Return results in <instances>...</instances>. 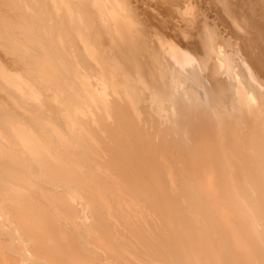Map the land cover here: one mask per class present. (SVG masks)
<instances>
[{"label": "bare ground", "instance_id": "bare-ground-1", "mask_svg": "<svg viewBox=\"0 0 264 264\" xmlns=\"http://www.w3.org/2000/svg\"><path fill=\"white\" fill-rule=\"evenodd\" d=\"M203 1L246 59L201 0H152L173 40L129 0H0V264H264V16Z\"/></svg>", "mask_w": 264, "mask_h": 264}, {"label": "rangeland", "instance_id": "rangeland-1", "mask_svg": "<svg viewBox=\"0 0 264 264\" xmlns=\"http://www.w3.org/2000/svg\"><path fill=\"white\" fill-rule=\"evenodd\" d=\"M130 1V5L131 6H133V8H135L136 10H137V14L139 15V18H148L147 20H148V22H146L145 24H147L146 26H147V28H146V30H148V31H151L150 29H151V27L153 28V24L155 23L156 24V19H160V20H162V21H164V22H166V24L165 25H163V26H168V25H170V26H168L169 27V30H170V33L169 32H164V30H162L163 28V26L161 25V27H160V25H157L158 27H160L161 29V31L163 32H161L160 30H158V31H160L159 33L162 35V36H168L169 38H172V40L174 39L173 37H174V35H171L172 33L174 34V29H173V27L175 26V25H173L172 24V22H170L171 20H169V21H167V18L168 19H170L171 18V16H172V13H171V10H164V8H160V7H157L156 5H154L155 3H151L152 2V0H129ZM237 4H239V2L241 3V4H239V5H241V7H239V5H237V7H238V10L235 12L236 13V15L237 14H239L240 15V13H239V9L240 8H243L244 7V10H245V12L244 13H246V14H248L249 16L250 15H252V17L254 16V17H256L257 19L259 18H262L263 16H264V0H234ZM150 2V3H149ZM192 2H196V0H192ZM262 4H261V3ZM138 4V6H137V4ZM142 5H141V4ZM157 3V2H156ZM199 3V2H198ZM196 4V5H199V4ZM201 11H200V8L197 10L195 7L193 8V10H190V12L192 13V12H197L198 13V15L199 14H205L204 15V18H205V16L207 15V22L206 23H208L206 26H207V28L209 27L210 29H207L206 31H205V34L208 32V34H206L207 36L205 37V40L208 42V39H207V37L211 34H213V38L216 36V38H214V39H212V46L215 48L216 47V49L217 48H219L220 47V49L219 50H222L223 51V49H224V52H227V51H229V53L232 51H230V49H232L231 47L232 46H235V44L236 45H238L237 47L239 48V47H242V49L240 50V49H236V50H239V52H241V55H242V53H243V55H242V57H245V59L247 58L246 56V54H247V52L245 51V47H244V40L243 39H241L242 37L243 38H246V36H247V33H248V35H249V33H250V35L249 36H247V38L248 37H250V38H248L250 41H252L253 40V38L251 37L252 35H253V37H254V34H252L251 32H249V30H248V27H246V23L245 22H243V21H241V20H239V22H238V20L236 21V18H232V17H229L226 13H225V11H222L221 10V8H219L218 7V9L216 8V10H218L219 11V15L217 16V14L218 13H216L214 10H213V8L211 7V4H206L207 2H204L203 0H201ZM145 4V5H144ZM258 4H259V6H258ZM152 7V8H151ZM150 8V9H149ZM155 8V9H154ZM162 9V10H161ZM192 9V8H191ZM195 9H196V11H195ZM259 10H260V13H259ZM202 11H204V12H202ZM222 11V12H221ZM152 12H154V13H152ZM190 12H188V13H190ZM200 12V13H199ZM158 14V15H157ZM187 14V13H186ZM202 14H201V16H202ZM243 14V13H242ZM262 15V16H261ZM165 16V17H164ZM187 16H188V14H187ZM164 17V18H163ZM203 17V16H202ZM166 18V19H165ZM215 18V19H214ZM187 19H189L190 21H192L193 19H190V18H187ZM188 20V21H189ZM213 20V21H212ZM261 20H263V19H261ZM190 21H189V23H190ZM194 21V20H193ZM192 21V22H193ZM195 22V21H194ZM194 22L192 23V25L194 24ZM151 23V24H150ZM169 23H171V24H169ZM212 25H211V24ZM215 23V24H214ZM148 24H150L151 26H148ZM154 24V25H155ZM160 24V23H159ZM175 24V23H174ZM228 24V25H227ZM231 24V25H230ZM230 25V26H229ZM188 26H190L191 28H190V30L192 29V26H191V23L188 25ZM194 26V25H193ZM228 26V27H227ZM237 26V27H236ZM156 27V26H155ZM231 27V28H230ZM241 27H243V28H241ZM148 28H150V29H148ZM165 28V27H164ZM183 28V27H182ZM236 28V29H235ZM155 29V28H154ZM167 29V28H166ZM185 29V28H184ZM155 31V30H154ZM216 31V32H215ZM228 32V33H227ZM231 32V34H229ZM234 32V33H233ZM240 32H243V33H241V34H239ZM165 33V34H164ZM170 35H169V34ZM225 33V34H224ZM227 33V34H226ZM154 34H156V32H154ZM164 34V35H163ZM167 34V35H166ZM228 34H229V36H228ZM242 35V34H244L243 36H239V35ZM246 34V35H245ZM215 35V36H214ZM221 35V36H220ZM223 35V36H222ZM231 35V36H230ZM164 36V37H165ZM171 36V37H170ZM173 36V37H172ZM199 36H201V35H199ZM199 36H196V37H198V40L199 41H197L198 43L202 40L203 41V36L202 37H200V39H199ZM234 38V41H233V38ZM246 38V39H247ZM252 38V39H251ZM177 39V38H176ZM182 39L183 38H181L180 40H181V47H182V49L185 47H187L186 45H188L187 43L188 42H186V41H184V42H182ZM218 39V40H217ZM154 40V41H153ZM186 40V39H185ZM214 40H217V42H220V40H221V43L222 42H224L223 44H220L219 43V45L218 44H215L216 43V41H214ZM241 40H242V42H241ZM152 41L153 42H157V43H159L160 42V40H159V38L158 37H152ZM187 41H188V39H187ZM228 41V42H227ZM255 41V43H259V42H257L256 40H254ZM253 41V42H254ZM210 42V43H209ZM207 44H211V41H209ZM234 42V43H233ZM238 42V43H237ZM161 43V42H160ZM184 43V44H183ZM233 43V44H232ZM240 43V44H239ZM213 44H215V46L213 45ZM161 45V47L164 49V51H166V52H169V50L168 49H166L165 47V44L164 43H162V44H160ZM217 45V46H216ZM222 47H224V48H221V46ZM224 45V46H223ZM178 46V45H177ZM179 46V47H180ZM194 44L193 45H189L188 47H187V53H191V58H194L195 60H197L198 61V63H199V61L202 59V57H200V54L198 55V52L196 53L195 51H197L194 47ZM236 47V46H235ZM193 48H194V50H193ZM185 51H186V49H184ZM226 50V51H225ZM218 51V50H217ZM165 52V53H166ZM193 52V53H192ZM164 53V54H165ZM235 53H233V52H231V57H232V55H233V57H235V55H234ZM240 54V53H239ZM246 56H245V55ZM198 55V56H197ZM164 56H165V58H164ZM170 56H172V55H169V53L167 54V56L166 55H163V58L165 59V61L167 60V62L169 63V61H170V59H171V61H170V63H173L172 61H173V58H171ZM168 57H169V59H168ZM211 57H213V55L211 56ZM226 57H230L229 55H226ZM172 65V66H171ZM170 66V68L168 69L169 71H170V69L172 70L171 71V73H174L173 71H175L176 72V70H177V68L175 69V67H174V64H171ZM176 66V65H175ZM168 67H169V65H168ZM189 69H187V72H190V74H189V77H185L187 80L189 79V81L190 80H205L204 82L206 83L207 81H206V79H204V78H202V77H200V73H196V72H199V70H197V69H195V68H192V67H188ZM194 69V70H193ZM189 70V71H188ZM191 70H193L192 72H195L196 74H198L199 76L196 78L195 77V74H194V78H196V79H194L193 78V73L191 72ZM187 72H185V73H187ZM191 75H192V77H191ZM184 76H185V74H184ZM186 76H188V75H186ZM197 76V75H196ZM191 77V78H190ZM200 78V79H199ZM210 78H212L211 76H210ZM213 79V78H212ZM211 79V80H212ZM194 82V81H193ZM97 130V129H96ZM77 133V132H76ZM98 133L99 134H101L100 133V130H98ZM78 134V133H77ZM84 134V133H83ZM101 135H103V134H101ZM100 135V136H101ZM80 136V135H79ZM84 136H88L87 134L86 135H84ZM87 138V137H86ZM88 140V139H87ZM75 154H79V153H75ZM79 156V159L77 160L79 163H81L82 161V157L80 156V154L78 155ZM140 203V204H139ZM139 203H136L137 205H135V204H133L134 206H137V208L136 209H142V207H144V206H138V205H143V204H141L142 202H139ZM139 207V208H138ZM144 209H145V213H147V211H148V209L147 208H143L142 210H141V213L138 211L137 212V219H138V221H140V220H143L142 218H141V216L143 217V218H145L144 216H147L145 213H144ZM146 209H147V211H146ZM142 211H143V213H142ZM144 215V216H143ZM140 219V220H139Z\"/></svg>", "mask_w": 264, "mask_h": 264}]
</instances>
